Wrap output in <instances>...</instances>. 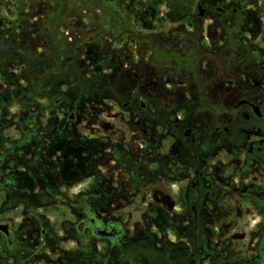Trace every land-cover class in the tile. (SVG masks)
<instances>
[{
  "label": "rangeland",
  "instance_id": "1",
  "mask_svg": "<svg viewBox=\"0 0 264 264\" xmlns=\"http://www.w3.org/2000/svg\"><path fill=\"white\" fill-rule=\"evenodd\" d=\"M218 6L0 0V264H123L115 246L77 231L87 213L123 225L124 239L153 242L136 222L153 225L157 211L137 190L171 160L172 130L200 122Z\"/></svg>",
  "mask_w": 264,
  "mask_h": 264
},
{
  "label": "flooded vegetation",
  "instance_id": "2",
  "mask_svg": "<svg viewBox=\"0 0 264 264\" xmlns=\"http://www.w3.org/2000/svg\"><path fill=\"white\" fill-rule=\"evenodd\" d=\"M218 3L219 17L210 22L217 26L218 62L212 69L210 63L204 65L205 86L196 110L202 112L201 123H191L182 132L176 127L172 130L171 160L163 168L155 166L157 175L137 190L142 199L153 200L157 211L153 225L136 222L141 225L139 237H153V242L124 239L123 225L90 213L76 225L80 234L88 233L111 248L115 246L123 264L262 262L264 0ZM241 6L249 7V14L242 15ZM196 8L198 17H211L212 11L201 4ZM210 25L203 30L207 36ZM181 87L183 84L174 82L173 88ZM151 129L145 130L152 133V140L160 139V128ZM181 138L184 142H178ZM248 227L250 238L243 231ZM162 232L169 234L170 240L164 241ZM3 236L8 238V229ZM94 262L91 259L88 264Z\"/></svg>",
  "mask_w": 264,
  "mask_h": 264
},
{
  "label": "water",
  "instance_id": "3",
  "mask_svg": "<svg viewBox=\"0 0 264 264\" xmlns=\"http://www.w3.org/2000/svg\"><path fill=\"white\" fill-rule=\"evenodd\" d=\"M199 9V14H202V11L200 9V7H198ZM0 232L6 234L7 233V225L6 224H0Z\"/></svg>",
  "mask_w": 264,
  "mask_h": 264
},
{
  "label": "trees",
  "instance_id": "4",
  "mask_svg": "<svg viewBox=\"0 0 264 264\" xmlns=\"http://www.w3.org/2000/svg\"><path fill=\"white\" fill-rule=\"evenodd\" d=\"M105 10H106V11H108V12H110V13H112V10H111V8H110V7H105ZM113 14H116V12H115V11H113Z\"/></svg>",
  "mask_w": 264,
  "mask_h": 264
}]
</instances>
